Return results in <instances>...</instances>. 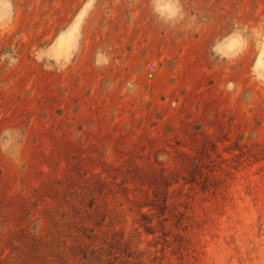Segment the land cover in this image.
Listing matches in <instances>:
<instances>
[{
  "label": "rangeland",
  "instance_id": "1",
  "mask_svg": "<svg viewBox=\"0 0 264 264\" xmlns=\"http://www.w3.org/2000/svg\"><path fill=\"white\" fill-rule=\"evenodd\" d=\"M159 261L264 264V0H0V264Z\"/></svg>",
  "mask_w": 264,
  "mask_h": 264
},
{
  "label": "trees",
  "instance_id": "2",
  "mask_svg": "<svg viewBox=\"0 0 264 264\" xmlns=\"http://www.w3.org/2000/svg\"><path fill=\"white\" fill-rule=\"evenodd\" d=\"M108 245H109V247L111 248V245H110L109 243H108ZM125 251H126V250H125ZM132 254H133V252H128V254L126 255L127 258H131ZM153 261H154V259H153ZM137 264H141V263H137ZM154 264H166V263H163L162 261H159V262L154 263Z\"/></svg>",
  "mask_w": 264,
  "mask_h": 264
}]
</instances>
